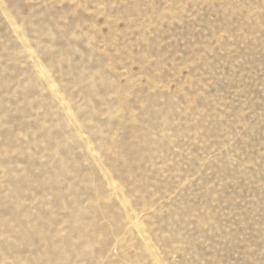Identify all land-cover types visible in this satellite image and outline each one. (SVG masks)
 <instances>
[{
  "label": "rangeland",
  "instance_id": "obj_1",
  "mask_svg": "<svg viewBox=\"0 0 264 264\" xmlns=\"http://www.w3.org/2000/svg\"><path fill=\"white\" fill-rule=\"evenodd\" d=\"M0 264H264V0H0Z\"/></svg>",
  "mask_w": 264,
  "mask_h": 264
}]
</instances>
